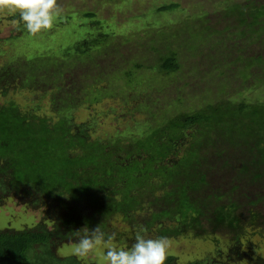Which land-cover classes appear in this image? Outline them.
Masks as SVG:
<instances>
[{"label":"trees","instance_id":"trees-1","mask_svg":"<svg viewBox=\"0 0 264 264\" xmlns=\"http://www.w3.org/2000/svg\"><path fill=\"white\" fill-rule=\"evenodd\" d=\"M255 2H233L225 15L234 18L230 27L257 26L240 31L255 33L264 47V1ZM181 6L172 3L159 12H185ZM89 17L92 12L60 16L46 33L31 35L0 14V95L13 88L47 92L53 114L41 106L22 110L17 103H0V207L15 199L41 218L23 229L0 228V264H100L63 253L71 239L76 242L72 233L85 226L115 233L113 243L122 248L131 247L140 229L145 238L213 244L207 256L183 264L252 259L264 241V99L236 100L230 91L238 78L239 95L264 85V49L248 50L246 38L245 43L216 39L198 50L195 35L181 36L185 47L195 49L193 61L206 58L210 73L194 83L199 93L182 92L168 103L160 88L151 82L143 87L136 73L185 74L178 52L167 48L147 68L143 61L133 63L132 52L122 66L97 73L108 82L101 88L102 79L91 77L95 63L105 58L104 69L109 50L113 62L122 53L107 46L105 25ZM87 32L93 37L84 38ZM162 33L153 30L152 41ZM202 33L218 32L207 26ZM155 43L149 48L160 53ZM117 79L138 81L141 90L135 100L129 96L120 103L127 117L99 107L119 89ZM187 98L194 100L187 105ZM81 109L88 115L79 117ZM165 264L182 263L167 255Z\"/></svg>","mask_w":264,"mask_h":264},{"label":"rangeland","instance_id":"rangeland-1","mask_svg":"<svg viewBox=\"0 0 264 264\" xmlns=\"http://www.w3.org/2000/svg\"><path fill=\"white\" fill-rule=\"evenodd\" d=\"M214 1L218 0H58V4L62 9L61 16L63 18H66V16L71 13L84 14L87 12H92L94 17H89L91 21H101L105 25L104 30L109 31L110 33V41H108L107 46L115 47L116 51L119 50L122 53L121 56H119L118 59L113 62L110 59L112 49L109 50L107 52L106 66L104 69L101 67L100 62L101 60L104 61L105 58H101V60L95 63L98 65L94 69L91 77L93 79H102V82L100 83L101 88L102 86L106 88L108 86V82L104 81L103 75H98L97 73H101L102 70L107 72L110 70L111 66L116 68L117 63L122 66L124 60H121L130 55L132 52L133 55H131V58L134 59L133 63H140L143 61V65L145 66L144 68H147L152 62H154L156 55L158 56L159 54L162 55L166 52L168 53V51H166L167 48L178 52L180 62L183 66L182 71H184L185 74L175 73L168 77H154L153 73H151V69L149 71H138L136 73L139 78L138 81L142 80L146 83H144L143 87L147 88V82H151V85H153L154 88H160L161 94L164 95V98H166L165 100L168 103H173L179 99L178 97H181V94L184 96L182 92H188L191 95L190 97H192L195 92L199 93L194 83L200 80L202 81V79L207 80L208 77H206V74L210 73V66L207 65V61L206 58L204 59V56L201 55L199 58H196L195 61H193L194 57L191 53L195 51V49L185 47V43L181 37L184 35V33H191L192 36L195 35L198 38V40L193 42L196 46L198 45L196 47L198 50L199 47L202 46L203 48V46H206L208 43L210 44L211 41H216V39H219L220 41L230 40L234 42L245 43L246 38L251 39V43L247 45L248 50H251L253 53H255L264 49L261 43L257 42V40H260V38H257L255 33L249 34L240 31V29L243 27V29H255L258 28L257 26L249 28L247 25L242 26L241 28L238 26H235L234 28L230 27V25L235 22L234 18L232 16L228 17L225 15L226 6H229L233 2L245 3L248 0H222V4L217 5L214 3ZM255 1V3L260 4L263 3L264 0ZM176 2L181 3V8H183L185 12L182 10L180 13L178 11L159 12V9L163 6ZM187 16L194 17L195 24L191 28H186L188 23H191L192 21L188 20ZM76 19L77 18H72L70 22L75 21ZM207 26L211 27L213 31L218 33L214 34L213 36L211 34L210 37H204L202 30ZM6 29L7 27H2L1 31H5ZM153 30H161L163 33L158 39L154 38L152 41ZM88 37L92 38L93 36L91 33L87 32L84 38ZM66 40L67 43H69V41L73 40V36L71 34L66 36ZM151 41L152 43H150ZM156 41H159L157 45L161 48L160 53H155L153 48H151L152 44L156 45ZM149 46L151 47L149 48ZM228 48L230 47L225 48V50ZM138 59H140V61ZM84 63H86L85 58ZM86 65H90V63H87ZM98 66H100V68H98ZM124 66V69L129 72L130 70H128V64ZM75 74L77 75L76 71ZM49 77L50 75H47L44 78L49 79ZM64 79L67 81L68 78L65 77ZM105 80H110V78L105 75ZM117 80L118 81H116V84H120L119 89L117 92L113 93L110 99L108 98L103 100L99 107L105 113L108 112L109 107L110 109H117L120 111L119 115L122 113L127 117L128 113L121 110L120 103L125 104L126 101L123 100H127L129 96H132L135 100L136 96L141 93V90L138 88V86H135L138 84V81L137 83L132 84L126 79ZM242 84L238 78L237 83L232 87L235 90V93H232L234 92L233 89L230 91V96L232 99L247 100L250 102L256 101L258 99H264V85L261 88L245 90L239 95V91L242 90ZM64 88H67V86ZM14 89L16 88H13L6 95V97L0 95V103H17L18 105L20 104L22 110H25L27 107L36 108L37 106H41L43 108V112L45 111L49 116L53 115L50 110V105L52 102L51 97L49 96H52L51 94L46 96L45 94H47V92L44 93L41 90L32 91L30 89H26L24 91L26 93H24L18 88L17 90ZM143 91L145 92L147 89H144ZM161 94H159L160 97ZM142 95H144V93H142ZM188 98L186 99L187 101ZM160 99L161 98L158 100ZM193 100L194 99L191 98V100L187 102V105ZM80 111L79 117L83 118L85 115H88V111L86 109H81ZM129 117L131 116L128 115V118ZM40 219L41 218L38 214V210L34 209L33 207L28 208L27 206H24V204H19V202L15 199H10L0 207V228L2 229H5V227L23 229L28 225L30 226V224H35ZM254 240L256 241V239ZM68 249L69 247L64 248L63 253L69 252ZM212 250L213 244L210 242L203 240L200 241L194 238H178L175 240H169V249L167 255L176 256L183 264L190 260L204 258L209 253H211ZM103 251V248H99L95 256H93L90 260L85 261L94 260L97 263L103 264ZM252 255V259L250 257H248L246 260L238 259L235 264H264V241L261 248L257 252H253ZM257 257L263 258V262L258 261V259H256Z\"/></svg>","mask_w":264,"mask_h":264},{"label":"clouds","instance_id":"clouds-1","mask_svg":"<svg viewBox=\"0 0 264 264\" xmlns=\"http://www.w3.org/2000/svg\"><path fill=\"white\" fill-rule=\"evenodd\" d=\"M0 14L11 16L13 28L23 27L31 35H42L54 27L62 9L58 0H0ZM18 17V18H17ZM187 35V33H184ZM140 229L130 248H122L113 243L115 233L108 234L97 226L89 230L87 226L72 233V245L68 251L79 260H90L103 248V264H165L169 241L166 237L145 238Z\"/></svg>","mask_w":264,"mask_h":264}]
</instances>
